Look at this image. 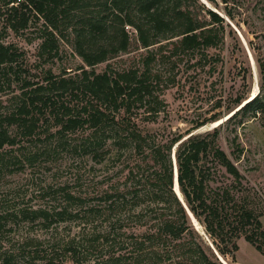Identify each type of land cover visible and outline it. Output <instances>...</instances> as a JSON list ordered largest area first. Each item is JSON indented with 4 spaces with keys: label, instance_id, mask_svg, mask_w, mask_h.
Masks as SVG:
<instances>
[{
    "label": "trees",
    "instance_id": "obj_1",
    "mask_svg": "<svg viewBox=\"0 0 264 264\" xmlns=\"http://www.w3.org/2000/svg\"><path fill=\"white\" fill-rule=\"evenodd\" d=\"M184 1L4 0L0 90L10 89V95L0 101V168L33 165L58 146L104 169L120 160L123 165L100 181L95 203L87 195H73L63 188L61 202L51 206L1 210L0 264H60L59 253L68 264H132L135 258V263L151 260L158 264L163 262L161 252L173 250L186 235L194 234L185 206L203 225L214 248H209V255L193 243L195 264H222L215 250L223 257H234L241 236L264 254V228L259 219L264 209L258 207L257 191L243 182L245 177L234 163L243 149L235 144L231 159L219 146L223 121L193 132L236 106L225 121L246 113L260 117L264 97L256 94L248 99L238 93L222 103L219 95L209 115L169 138L143 131L139 125L140 120L155 121L164 110L162 93L175 84V68L205 70L209 75L222 68L223 57L215 50L224 43L223 17L206 6L201 8L202 15ZM33 18L43 24L37 34L40 60H53L64 44L83 63L78 73L63 76L46 69L34 80L23 51L4 39L7 29L20 32ZM129 32L134 34L133 41ZM132 43L139 51L135 62L109 63L129 53ZM101 63H107L106 67L97 72L95 66ZM246 73L242 67L244 80ZM260 73L263 77L261 64ZM27 143L36 150H30ZM173 156L185 205L173 190ZM78 217L86 218L89 225L99 218V224L93 225L97 234L81 232L67 239L51 236L47 248L31 243L29 236L19 240L6 236L11 230L7 226L19 219L49 225ZM130 221L133 230L127 229ZM95 243L112 247L113 253L101 255V251L89 261L82 252L95 248Z\"/></svg>",
    "mask_w": 264,
    "mask_h": 264
},
{
    "label": "rangeland",
    "instance_id": "obj_2",
    "mask_svg": "<svg viewBox=\"0 0 264 264\" xmlns=\"http://www.w3.org/2000/svg\"><path fill=\"white\" fill-rule=\"evenodd\" d=\"M3 2L4 0H0V21L1 13L6 8ZM184 2L189 5L190 9L195 12L199 11L200 14L203 12L201 8L206 6L223 17L224 43L220 49L215 50L219 51L223 57V64L222 68L218 66L211 75L207 74L205 70L195 73L174 69L175 72L177 71L175 84L166 88L162 93V99L165 102L164 110L159 113L155 121H139L143 131L163 134V137L167 138L183 133L195 121L200 120L204 115H209L212 111V102L219 95L223 97L222 103L227 101L226 97H234L238 93L245 94L248 99L256 94L264 97V75L262 77L260 73V64L264 66V0H214V2L185 0ZM42 27V20L33 18L29 26L20 32L16 33L7 29L5 42L12 43L23 51L24 61L31 66V76L35 78L34 80L37 79V76L41 77L42 71L46 69H51L57 75L74 76L79 72L77 68L83 63L68 46L62 44L58 56L53 60L43 61L38 57L37 48L41 38L37 34ZM129 34L133 41L134 34L131 32ZM134 48L135 45L132 43V50L129 53L110 60L109 63L119 66L135 62L133 57L139 51ZM106 64L96 65L95 70L103 71ZM242 67L247 70L245 80L242 79ZM9 95L10 89H1L0 101ZM1 106L2 104H0V109ZM238 107L236 106L231 112L223 114L219 119L224 123L220 129L218 144L231 159L233 157L231 151L235 144L243 149L240 158L234 163L245 177L243 182H247L248 186H253L257 191L258 207L264 209V115L251 117L249 113L238 114L225 121ZM210 124L200 126L193 132L208 130L213 127ZM40 145L39 143L38 146ZM27 146L30 150H36V147L31 144L27 143ZM175 147H173V151ZM52 150L47 158L39 159L33 165L22 164L20 166L21 164L16 163L7 168H0V211L17 208L20 205L27 207L51 206L52 203H57L56 201L61 202L62 196L59 192L64 191L63 188L73 195L81 197L87 195L89 200L95 203L93 197H97L101 190L100 181L106 175H112L120 170L123 165L120 160L116 161L115 165L109 169H104L102 164H94L86 157L79 156L67 148L64 150L58 146ZM53 193L56 197L55 201ZM192 216L189 215V222L194 229L193 236L186 235L184 242L175 246L173 250L161 252L159 258L163 262H158V264H195L194 253L196 251L194 250L197 249L195 247L197 244L209 255V248L214 251L203 225L193 216L199 224L197 228L192 221ZM85 219L78 217L71 221L66 220L49 225L40 220L28 223L19 219V221H15V224L7 226L11 230L6 236L13 237L14 240L29 236L32 239L31 243L47 248V242L51 236L67 239L69 236L81 232L87 233L88 236L97 234L94 227L97 224L94 223L99 224L100 219H95L91 225L86 224ZM259 219L264 228V213ZM99 229L100 227H97V230ZM127 229H134L131 221L127 223ZM1 243L4 245L5 242ZM236 243L238 249L234 252V257L219 255L218 258L216 256L222 264H264V254L256 250L243 236L238 238ZM107 253H113L112 247H103L99 243L95 248L93 247L87 252L83 251L82 256L93 261L98 255ZM137 261L135 258L132 264L144 263L143 260L140 261L141 263H135ZM57 262L68 264L66 256L61 253H59ZM146 264L154 263L147 260Z\"/></svg>",
    "mask_w": 264,
    "mask_h": 264
},
{
    "label": "water",
    "instance_id": "obj_3",
    "mask_svg": "<svg viewBox=\"0 0 264 264\" xmlns=\"http://www.w3.org/2000/svg\"><path fill=\"white\" fill-rule=\"evenodd\" d=\"M220 122H222V121H220ZM173 161H174V167H173V190L178 195V192L177 191H179V188H178V183H177V168H176V163H175L174 156H173ZM179 199L182 201V199L180 197H179ZM183 204H184V202H183ZM185 208L187 209L189 215H192L191 212L188 210V208L186 206H185ZM215 253H216L217 257L219 258V254L216 252V250H215Z\"/></svg>",
    "mask_w": 264,
    "mask_h": 264
},
{
    "label": "bare ground",
    "instance_id": "obj_4",
    "mask_svg": "<svg viewBox=\"0 0 264 264\" xmlns=\"http://www.w3.org/2000/svg\"><path fill=\"white\" fill-rule=\"evenodd\" d=\"M254 90H256V89H254ZM220 123V120H217V121H214V122H212L210 125L211 126H216V125H218ZM177 191V190H176ZM178 192V196L182 199V201H183V198H182V194H181V192H180V190L179 191H177ZM192 216V215H191ZM192 218V221L194 222V224H195V226L198 228L199 227V224L197 223V221L194 219V217L192 216L191 217ZM202 229V228H201ZM200 230V229H199ZM200 231H202V230H200Z\"/></svg>",
    "mask_w": 264,
    "mask_h": 264
}]
</instances>
